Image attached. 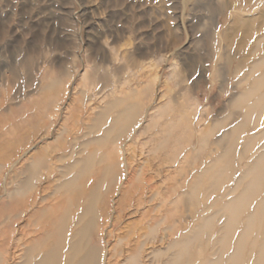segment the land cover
<instances>
[{
    "label": "rangeland",
    "instance_id": "1",
    "mask_svg": "<svg viewBox=\"0 0 264 264\" xmlns=\"http://www.w3.org/2000/svg\"><path fill=\"white\" fill-rule=\"evenodd\" d=\"M263 29L264 0H0V264L20 261L32 229L20 232V221L9 224L17 212L9 211L7 195L25 177L24 169L44 156L41 187L24 199L30 202L36 193L56 199L62 169L57 158L76 141L99 137L97 113L129 92L143 109L138 122L118 142L90 146L115 166L110 219L117 212L113 202L125 191L121 219L100 225L104 235L93 239L113 264L127 238L144 236L150 217H167L169 236L162 239L164 221L152 247L175 242L195 221L192 206L182 203L181 186L199 162L193 139L227 114L230 98L241 89L234 83L236 68L258 54L250 55L251 46ZM182 108L183 117L174 118V132L182 135L170 145L169 163L161 164L164 151L150 148L163 138L167 116ZM221 131L208 136L206 152L221 151L213 144ZM182 154L189 155L185 161ZM152 193L154 202L148 201ZM158 257L155 264H162Z\"/></svg>",
    "mask_w": 264,
    "mask_h": 264
},
{
    "label": "bare ground",
    "instance_id": "2",
    "mask_svg": "<svg viewBox=\"0 0 264 264\" xmlns=\"http://www.w3.org/2000/svg\"><path fill=\"white\" fill-rule=\"evenodd\" d=\"M251 47L250 55L258 54L237 66L235 73L240 74L234 83L241 89L230 98L227 114L193 139L199 162L193 175L183 178L181 186H185L182 203L192 206L195 221L178 233L175 242L167 241L163 249L155 250L152 245L159 224L165 221L161 229L162 239L166 240L172 227L167 217L160 219L162 222L150 217L144 236L127 238L125 249L122 247L124 250L117 253L121 260L113 264H155L158 256L163 258L162 264H264V29ZM244 66L247 68L243 71ZM137 96L129 92L108 102L95 117V128L101 130L99 137L76 141L65 155L57 158L62 169L57 172L60 181L54 188L53 201L39 198L38 193L30 202L24 199L41 187L44 156L35 157L24 169L25 177L7 195L9 211L17 212L12 218L9 216V224L20 221V232L32 228L26 231L29 238L22 244L17 264H103L105 259L109 264L101 242L93 236H102L103 231H98L100 225L114 226L119 222L125 191L113 202L117 212L110 219L111 195L117 182L115 166L107 162L104 152L90 146L100 148L104 142H118L124 132L134 127L143 113ZM182 115L183 108L177 116H167L160 128L163 138L150 148L155 154L160 149L164 151L161 164L169 163L166 154L170 145L182 135L174 132V118ZM221 129L213 141L221 151L206 152L208 136ZM204 155L209 157L205 163L201 159ZM188 156L184 154L183 161ZM153 196L150 194L148 201L152 202ZM156 208L152 207L151 212ZM164 209H168V204ZM111 234L108 230L107 235ZM122 240L117 237L116 241Z\"/></svg>",
    "mask_w": 264,
    "mask_h": 264
}]
</instances>
